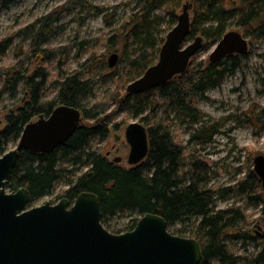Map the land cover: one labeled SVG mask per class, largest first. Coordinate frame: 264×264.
<instances>
[{"label":"trees","instance_id":"1","mask_svg":"<svg viewBox=\"0 0 264 264\" xmlns=\"http://www.w3.org/2000/svg\"><path fill=\"white\" fill-rule=\"evenodd\" d=\"M15 1L17 0H0V5ZM171 1L173 0H146L145 5H149V8L146 10L145 6L142 12L133 14V24L115 35L123 38L125 44L132 43L137 48L124 67L130 73L127 76L128 82L140 77L158 60L166 37L157 41L156 32L162 21L158 15L153 16L151 13L158 6H171ZM242 1L244 9L251 8L244 18L254 14L259 29H263L264 12L261 4L264 0ZM69 2L80 4V0ZM225 3L226 0H201L200 5L196 6L197 18L192 21L188 39L203 33L208 41L220 40L226 33L222 20ZM95 9L98 10L97 7ZM171 13L175 15L174 11ZM60 15L58 11L45 14L17 30L14 35L0 40V58L12 49L15 37L21 39L22 53L23 46L28 43L25 57L17 58L10 65H0V102L8 98L22 102L16 110L6 115L5 125L0 124V156L9 150L10 144L18 141L26 124L40 116H48L62 104L79 107L83 121L97 120L100 124L90 128L82 121L68 140L53 152H33L26 148L19 150L17 162L8 178V189L17 191L26 188L33 201L50 193L59 182L65 181L68 187L57 195L55 202L62 198L73 202L82 192L97 194L101 204L102 223L108 230L110 228L106 226L107 222L124 211L136 212L141 217L147 213L158 214L166 219L168 226L193 220V234L190 237L197 239L203 248V258L199 264H264V245L258 254L248 256L235 254L229 244L231 236L244 239L257 237L254 230L243 228L247 217L245 206L232 204L225 209L216 210L212 205L214 199H225L235 193L245 195L249 200L255 199V202L264 201L260 194L252 196L261 181L255 170L250 169L234 185L211 188L208 186L211 179L209 162L189 156L186 147L180 143L176 130L165 123L164 119L155 121L159 110L164 107L167 109L164 118L170 113H176L182 123L191 125L201 122L195 99L203 97L208 89L218 86L231 70L238 67V55L211 61L207 66L200 63L193 65L191 59L185 74L176 75L166 83L142 93L127 92L120 107L138 106L137 116L149 105L152 111L148 116L141 117L142 121L150 124L147 127L150 140L147 159L126 168L89 148L91 132H109L114 115V112H109L110 105L118 98L116 93H111L103 100L88 103L97 87L99 67L106 66L104 55L91 54L79 69L68 71L64 68V59L65 55L70 54L69 47L45 45ZM201 18L217 20V26L202 28ZM57 56L59 70L57 77L51 81V86L56 91L50 97L46 92V87L50 84V70L46 62ZM120 88L119 86L116 91ZM150 95L153 96L152 99ZM113 126L118 127V123ZM215 132V126H211L210 130L203 126L196 129L192 139L204 137L208 140ZM65 162L69 165H65ZM77 164L79 167L75 166ZM83 168L85 169L81 172ZM262 214L264 215V203ZM140 218L133 220V224L126 230L134 229ZM180 236L186 237L182 233Z\"/></svg>","mask_w":264,"mask_h":264},{"label":"rangeland","instance_id":"2","mask_svg":"<svg viewBox=\"0 0 264 264\" xmlns=\"http://www.w3.org/2000/svg\"><path fill=\"white\" fill-rule=\"evenodd\" d=\"M69 1L17 0L11 4L0 5V40L14 35L17 30L41 16L58 11L61 15L54 23V29L48 36L45 45L48 47H69L70 54L65 55L64 59L66 70L79 69L91 54L104 55L106 66L99 67L96 77L97 87L89 97L88 103L103 100L111 93H116V98L119 101H114L110 105L109 112H114V115L110 122L109 132L107 134H101L98 131L91 132L89 148L98 151L113 162L116 157H121L122 160L115 163L129 168L133 165L128 162L130 144L125 135L126 127L134 121H140L149 127L150 124L142 121L141 117L148 116L152 107L149 105L140 116H137L138 106H119L121 102L125 101L126 88L130 83L127 79L130 73H127L124 67L130 60L129 56L131 58L137 48L132 43L125 44L123 38L119 37V39L115 35L120 34L133 24V14L140 13L145 9L146 0H80V4ZM187 1L192 3L191 20L194 21L197 18L195 9L200 5L201 0H173L171 6L168 4L165 7L158 6L153 9L151 15H158L162 21L159 31L156 32L157 41L161 37H166L167 33L175 26L178 14L182 12L183 4ZM244 5L242 0H226L222 20L226 32L237 30L247 38L249 50L246 54H233L239 57L238 67L231 70L218 86L208 89L203 97L199 96L195 99L196 108L200 112L199 117L202 121L188 125L185 122L182 123V119L178 118L176 113H170L164 118L163 116L167 112L164 107L159 110L155 118V121L164 119L165 123L176 130L178 139L186 147L189 156L192 155L209 162L211 179L208 186L211 188L234 185L243 179L250 169H254L255 157L264 154V28L259 29L254 14L247 19L244 18L245 14H249L251 10L247 7L244 9ZM261 5V10L264 12V3ZM96 7L98 10L95 9ZM148 8L149 5L146 6V10ZM241 8L245 11L240 10ZM172 11L175 12V15L171 13ZM210 26L215 28L217 20L202 19V28ZM198 35L204 36V42L202 48L192 57V63L193 65L200 63V65L207 66L211 62L209 56L219 40L208 41L205 34L199 33ZM196 36L189 38L186 44L193 41ZM27 50L28 43H25L22 53L21 39L15 37L12 49L0 58V65H10L17 58L25 57L26 53L24 52ZM114 52L119 54V61L116 66L110 67L109 57ZM58 59L59 56L46 62L47 68L50 70V84L46 87V92L50 97L56 91L51 86V81L58 74ZM119 86L121 88L116 91ZM150 97L153 98L152 95ZM21 103L20 100L9 98L0 102L1 126L6 123V115L10 111L16 110ZM115 123H118V127L113 126ZM83 124L94 128L100 122L85 120ZM203 126H207L208 130L211 129V126H215L216 132L208 140L204 137L192 139L196 129ZM208 135L209 132L206 133V136ZM16 145L17 142L10 144L9 149L15 148ZM65 165H69V163L65 162ZM75 166L79 167V164ZM84 169H81V172ZM67 187L68 184L65 181L59 182L50 193H45L31 201L28 208L47 202L57 203L55 198ZM8 192H10L9 189ZM259 194L263 200L262 181L252 196L255 197ZM247 199L245 195L235 193L225 199H214L212 205L216 210L225 209L232 204L245 206L247 217L243 228L254 230L257 237L244 239L231 236L229 244L235 254L254 256L264 245V215L262 214L264 201L255 202V199H248V201ZM140 217L136 212L124 211L109 220L106 226H109L111 231H116L115 233H123L130 231L126 229L133 224V220ZM192 222L193 220L184 223L178 222L169 226V230L173 234L180 235L182 233L186 237H190L193 234Z\"/></svg>","mask_w":264,"mask_h":264},{"label":"water","instance_id":"3","mask_svg":"<svg viewBox=\"0 0 264 264\" xmlns=\"http://www.w3.org/2000/svg\"><path fill=\"white\" fill-rule=\"evenodd\" d=\"M191 9V2L183 4L158 60L128 84V93L145 92L186 73L204 42V36L198 35L186 44L191 31ZM248 50L247 38L230 30L216 43L209 59L246 54ZM118 61L119 54L112 53L109 66H116ZM82 121L79 107L59 105L48 116L26 124L15 148L0 156V264H199L203 258L201 243L170 232L168 222L158 214L147 213L134 229L114 233L102 223L100 200L93 192H82L73 202L62 198L57 203L31 208V194L26 188L8 192V178L19 150L53 152ZM125 135L130 144L128 162L133 166L143 162L150 151L147 126L140 121L131 122ZM254 170L264 189V154L255 157Z\"/></svg>","mask_w":264,"mask_h":264},{"label":"flooded vegetation","instance_id":"4","mask_svg":"<svg viewBox=\"0 0 264 264\" xmlns=\"http://www.w3.org/2000/svg\"><path fill=\"white\" fill-rule=\"evenodd\" d=\"M264 200V199H263Z\"/></svg>","mask_w":264,"mask_h":264}]
</instances>
